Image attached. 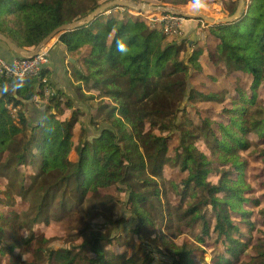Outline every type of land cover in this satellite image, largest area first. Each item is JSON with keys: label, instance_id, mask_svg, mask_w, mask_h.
Listing matches in <instances>:
<instances>
[{"label": "trees", "instance_id": "16d2710c", "mask_svg": "<svg viewBox=\"0 0 264 264\" xmlns=\"http://www.w3.org/2000/svg\"><path fill=\"white\" fill-rule=\"evenodd\" d=\"M99 1L0 0V33L20 47H32L55 27L89 14ZM236 7L234 0L228 14ZM209 31L218 40L215 52L209 55L212 62L218 63L220 58L229 71L252 78L250 93L238 88L231 106L223 109L226 121H214L216 127L207 117L200 125L176 121L185 101L195 97L200 101L224 100L218 92H188L190 67L200 69L201 50L188 59L180 58L181 41L165 42V34L150 28L146 20L118 13L110 16L101 12L88 23L57 36L68 53H80L70 62L71 74L78 82L76 95L105 100L102 105L107 109V120L94 133L88 130L93 119L87 122L80 118L84 111L74 102L73 90L63 104L72 110L70 117L58 119L52 112L51 104L55 108L61 104V90L53 85L48 71L45 74L54 94L33 117L23 107L36 95L44 97L41 86L36 92L38 81L0 79V85L6 83L0 94V177L6 180L3 197L28 202L21 216L6 220L0 215V263L8 254L11 264H153L152 248L161 245L168 259L159 264H195L185 243L178 245L155 233L166 210L157 203L162 191L156 177L166 165L186 172L180 188L171 183L180 199L178 205L168 207L167 220L200 228L198 240L214 236L225 249L215 264H231L225 255L238 258L243 244L237 235L244 221L231 214L246 212L241 208L246 201V184L241 178L239 151L248 148L249 133L264 141V107L257 92L264 82V0H249L239 18L211 25ZM0 56L11 59L1 52ZM81 83L96 93L85 95ZM7 106L18 107L15 117ZM34 117L38 119L33 121ZM164 132L176 136L173 155L168 154L169 135ZM202 138L207 140L210 155L196 146V140ZM214 161L228 167L220 171L217 183L206 179ZM29 166L31 173L24 169ZM231 170L237 174L232 179L228 177ZM108 188L125 196L127 210L135 220L131 231L138 237L143 235V247L136 246L130 257L107 249L112 240L108 226L104 232L84 233L75 247L58 249L49 247L48 239L32 230L34 224L48 222L57 206L63 211L72 210V205L79 208L81 218H88L84 231L97 216H102L105 226L118 224L119 218L112 219V210L122 201L102 193ZM21 229L29 230L28 238L21 236ZM32 242L31 261L13 253L15 247L24 250ZM255 249L252 259L257 262L249 264H264L262 244Z\"/></svg>", "mask_w": 264, "mask_h": 264}, {"label": "rangeland", "instance_id": "374dc122", "mask_svg": "<svg viewBox=\"0 0 264 264\" xmlns=\"http://www.w3.org/2000/svg\"><path fill=\"white\" fill-rule=\"evenodd\" d=\"M111 0H100L99 3H106ZM136 3H147L154 5L157 8L148 11H135L130 8L122 6H111L105 12L104 15H114L118 13L120 16L130 17L132 19H143V13L149 14V12L158 13L164 11L158 7H166L169 9L179 10L189 14L202 13L209 17H227L228 7L234 0H130ZM238 2V0H237ZM245 6L243 7V9ZM162 13V14H164ZM172 14V13H169ZM175 15V14H174ZM173 15V16H174ZM180 16V15H178ZM177 17V16H176ZM175 21L176 28L173 33L165 35V42L171 40H177L182 42V53L180 58L188 59L191 53H195L201 50V54L198 57L200 63V69H193L190 67L188 75V92H218L223 95V101H200L198 97L192 101L184 102V110L177 114V122H185L186 126H189V122L194 125H200L202 119L207 117L212 122V126L216 127L214 121L225 122L226 113L223 109L231 106V98L236 97L237 89H241L245 93H250V85L252 78L249 74L240 71H229L223 64L220 58L218 63H213L210 53L215 52L218 40L214 38L209 28L211 25L199 18L191 17H177ZM152 29L159 30L160 25L149 26ZM173 28V29H174ZM56 38L53 37L51 41ZM50 42V41H49ZM47 43L44 47H46ZM32 47H24L26 49H33ZM72 57L78 58L79 52L70 53ZM74 59V58H73ZM70 63V62H67ZM73 77V75H72ZM73 85V91L75 93L74 102L80 106V108L87 113L80 118L82 120L93 119V125H89V133H94L99 126L107 120V109L102 105L104 99L92 98L86 99V96L78 97L76 95V85ZM82 90L85 95L89 93L95 94V91H88V86L81 83ZM3 85H0V94ZM258 99L261 105L264 107V82L257 88ZM67 96L63 94L58 95V100L61 104L58 108L54 104H51L52 112L55 113L58 119H68L70 117V109H66L63 104ZM35 102L42 101L43 105L48 104V99L36 95L33 99ZM41 105V104H40ZM114 104H112L113 106ZM9 107L10 112L15 117L18 107ZM75 109V108H73ZM133 118H135L133 116ZM38 118H33L36 121ZM164 135H169L168 139V154L173 155L174 149L177 144L175 134L164 132ZM249 140V146L245 150H240V160L243 162L241 167V178L246 184V188L243 191V197L246 199L242 203L241 208L246 211L245 213H232L231 216L237 221H244L248 223L246 226L240 227L237 237L242 242L243 246L240 247L238 258L232 259L229 255H225V259H230L231 264H249L257 262V259H252L256 255V246L262 244L264 248V141L258 139L255 134H247ZM197 148L210 155V150L207 146V140H196ZM73 158L74 155L71 154ZM211 159H215V156H209ZM228 168L214 161L212 164V170L207 175L206 179L211 183H217L220 178V171ZM28 173L32 172V167H24ZM235 170H231L228 174L229 178L236 177ZM186 176V172L179 167L164 166L161 170L159 177H156V181L159 185L160 208L166 209L163 211L164 217L157 223L156 234L162 235L165 240L172 243L181 245L186 244L191 249V257L195 264H215L216 258L221 254L224 255L225 249L220 243L215 242L214 236L204 237L203 240H198L199 229L197 227H188L182 222L168 221L169 217L168 207L176 206L179 203L180 196L173 193L171 183H175L178 188L181 187V181ZM6 180L0 177V215L6 220H12L17 215H22L25 212L28 202L20 197H15L13 200H7L3 197ZM102 193H110L122 201V204H118L112 210V219L119 218L118 224H107L102 216L94 217L89 221L90 226L84 231L85 225L88 223V218L83 217L79 213V208L75 209L72 205L69 211H63L61 207H55L53 211V217L48 222H38L33 225L32 230L35 235H40L48 239L47 245L53 249L58 248H72L80 244L83 239V235L88 234L93 230L106 231L107 226L110 227L111 243L106 247L115 254H125V258L130 257L136 250V246L143 247V235L142 238L138 237L131 230L135 225V220L131 213L127 210L126 198L116 192L114 188L104 189ZM86 203V202H84ZM84 205V204H83ZM73 211V212H72ZM8 231V230H6ZM29 230L21 229L20 234L24 238L29 237ZM152 237L155 235L152 234ZM160 237V236H159ZM134 244V245H132ZM33 251V242L24 249L22 247H15L13 253L20 255V257L26 261H31ZM151 255L154 258L153 264L163 263L168 259L165 254V249L160 245L158 248H152ZM0 264H11L10 255L5 254L1 258Z\"/></svg>", "mask_w": 264, "mask_h": 264}, {"label": "built area", "instance_id": "2783aa9c", "mask_svg": "<svg viewBox=\"0 0 264 264\" xmlns=\"http://www.w3.org/2000/svg\"><path fill=\"white\" fill-rule=\"evenodd\" d=\"M248 2L249 0H245V7ZM160 11L158 13H143V19L146 20L149 26L160 25L159 31L165 35L173 33L176 28V25H174L176 24L175 21L179 19L177 17L182 16L165 14L164 11ZM49 62L48 49L46 47L39 49L34 55L18 54L10 60L0 56V79L22 81L26 78H35L39 87L41 86L43 96L48 99L54 94V89L45 74L49 70Z\"/></svg>", "mask_w": 264, "mask_h": 264}, {"label": "water", "instance_id": "95a60500", "mask_svg": "<svg viewBox=\"0 0 264 264\" xmlns=\"http://www.w3.org/2000/svg\"><path fill=\"white\" fill-rule=\"evenodd\" d=\"M111 6H122L126 8L133 9L135 11H148L151 9L157 8L154 5H150L147 3H136L130 0H111L106 3L99 4L97 7H95L89 14L86 16L79 18L77 20H74L70 23H64L61 24L57 27H55L51 32H49L42 41H40L37 45L33 47V49H26L24 47H20L16 44H14L8 37H6L4 34L0 33V40H2L7 47L15 53V56L18 54H28V55H34L39 49L43 48L53 37H57L59 34L73 30L79 26L84 25L85 23H88L95 17H97L101 12H105L109 7ZM245 6V0H238L237 2V7L234 13H232L229 16L225 17H209L206 16L202 13L198 14H189L185 13L179 10H174V9H169L166 7H158L160 9H163L169 13L175 14V15H180V16H185V17H191V18H199L201 20H204L208 22L210 25H220L224 23H229L237 18L240 17L241 12L243 10V7ZM39 91V85L36 88V92ZM39 104H41V108H43V102L42 101H37Z\"/></svg>", "mask_w": 264, "mask_h": 264}, {"label": "crops", "instance_id": "0c3cea01", "mask_svg": "<svg viewBox=\"0 0 264 264\" xmlns=\"http://www.w3.org/2000/svg\"><path fill=\"white\" fill-rule=\"evenodd\" d=\"M0 44V52L3 56L7 59H12L13 56H15V53L12 52L2 40H0ZM46 48L48 49L50 61L48 70L50 73V80L57 89L61 90V94L71 96L73 90V85L71 83L74 85L78 84V82L72 77L70 63H67L73 62V57L67 52L65 46L58 41L57 37L52 41L50 40ZM5 86L6 83L3 84L2 89L5 88ZM38 107L39 109H42L38 102H24L23 111L27 113L28 116L33 117L36 114Z\"/></svg>", "mask_w": 264, "mask_h": 264}, {"label": "clouds", "instance_id": "9594fccd", "mask_svg": "<svg viewBox=\"0 0 264 264\" xmlns=\"http://www.w3.org/2000/svg\"><path fill=\"white\" fill-rule=\"evenodd\" d=\"M121 47V49H122V46H120Z\"/></svg>", "mask_w": 264, "mask_h": 264}]
</instances>
